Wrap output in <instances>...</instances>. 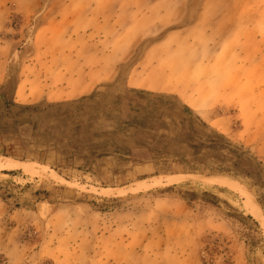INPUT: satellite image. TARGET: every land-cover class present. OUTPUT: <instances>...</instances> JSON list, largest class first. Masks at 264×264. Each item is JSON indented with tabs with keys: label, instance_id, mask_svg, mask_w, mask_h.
<instances>
[{
	"label": "rangeland",
	"instance_id": "374dc122",
	"mask_svg": "<svg viewBox=\"0 0 264 264\" xmlns=\"http://www.w3.org/2000/svg\"><path fill=\"white\" fill-rule=\"evenodd\" d=\"M91 70L93 88L61 100ZM11 79L57 128L23 133L26 159L0 155V264H264L245 187L172 175L139 154L164 131L127 125L138 110L161 125L138 90L176 95L264 163V0H0V93Z\"/></svg>",
	"mask_w": 264,
	"mask_h": 264
},
{
	"label": "trees",
	"instance_id": "16d2710c",
	"mask_svg": "<svg viewBox=\"0 0 264 264\" xmlns=\"http://www.w3.org/2000/svg\"><path fill=\"white\" fill-rule=\"evenodd\" d=\"M17 87L18 82L11 79L0 93V155H15L26 159L31 151L23 146L17 149L16 142L20 143V136L28 132L31 136L48 137L57 126L49 123L42 127L44 119L48 121L53 116L46 107L40 104L18 105L15 100ZM138 94L149 100L144 110L152 108L161 125H147L149 116L141 114L139 110L136 111L137 115L128 119L127 125L139 130L148 127L156 132L164 131L158 140L152 139L159 146L151 148L152 143H144L147 151L140 150V155L171 160L173 165L168 170L170 173H193L206 169L210 173H225L243 181L249 180L254 187L264 185V163L242 145L235 144L229 137L211 128L190 106L179 101L176 95L142 89L138 90ZM150 102L154 104L150 106ZM18 106L19 111L15 112L14 107ZM26 113V117H21ZM171 125L178 128L174 137L167 133ZM170 144L172 149L169 148ZM259 202L264 208V196L259 198ZM248 218L253 217L248 215Z\"/></svg>",
	"mask_w": 264,
	"mask_h": 264
},
{
	"label": "crops",
	"instance_id": "0c3cea01",
	"mask_svg": "<svg viewBox=\"0 0 264 264\" xmlns=\"http://www.w3.org/2000/svg\"><path fill=\"white\" fill-rule=\"evenodd\" d=\"M138 77L137 76H131L129 79H128V83L132 86H135V88H149L151 87V84H148L146 83L144 80H138L137 79ZM73 82L76 84L75 86H72L73 89H74V93H68L66 87L64 86H61V100L63 99H68V98H72V97H75V96H78L80 94H83L85 93L86 91L90 90L91 88H93V86L98 82V79L95 75H93V71L91 70L90 73H88L86 75L85 74H81V76L79 77H75V79L73 80ZM20 85V84H19ZM154 86H157V85H154ZM18 90H19V86L17 87V91H16V94L18 93ZM16 94H15V100H16ZM30 100H28L27 98H23L22 99V102H29ZM200 116V115H199ZM201 117V116H200ZM202 118V117H201ZM205 121V120H204ZM206 122V121H205ZM207 123V122H206ZM208 124V123H207ZM209 125V124H208ZM212 128V127H211ZM214 129V128H213ZM214 130H217V129H214ZM218 131V130H217ZM222 134H224L222 131H218ZM225 135V134H224ZM227 136V135H226ZM191 172H187V173H171L172 175H190ZM225 174V173H224ZM229 175V174H227ZM208 176H212V174H209L207 175ZM231 177H233L232 179H236L240 182H242L243 184H247L245 181L241 180V179H238L232 175H229ZM229 179V178H228ZM250 188V186H249ZM251 189V188H250ZM258 202H259V198H257ZM258 205H261L260 202ZM262 206V205H261Z\"/></svg>",
	"mask_w": 264,
	"mask_h": 264
},
{
	"label": "water",
	"instance_id": "95a60500",
	"mask_svg": "<svg viewBox=\"0 0 264 264\" xmlns=\"http://www.w3.org/2000/svg\"><path fill=\"white\" fill-rule=\"evenodd\" d=\"M232 181H235L236 183H239V184L243 185L245 187L246 191L253 197V199L255 200V202L257 204H259L257 198L254 196V194H253V192H252L251 189H249L245 184H243L242 182H240V181H238L236 179H232Z\"/></svg>",
	"mask_w": 264,
	"mask_h": 264
},
{
	"label": "bare ground",
	"instance_id": "6f19581e",
	"mask_svg": "<svg viewBox=\"0 0 264 264\" xmlns=\"http://www.w3.org/2000/svg\"><path fill=\"white\" fill-rule=\"evenodd\" d=\"M1 164V163H0ZM3 164V163H2ZM21 164V163H20ZM15 165H18V164H9L8 165V168L9 166L12 168V167H15ZM1 166V165H0ZM21 167H24L25 169L29 170L30 169V166L29 164H22ZM1 169V168H0Z\"/></svg>",
	"mask_w": 264,
	"mask_h": 264
}]
</instances>
